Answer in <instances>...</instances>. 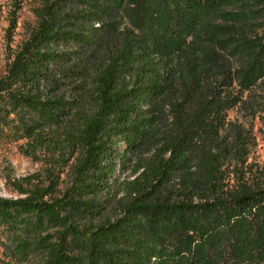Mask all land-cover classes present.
Masks as SVG:
<instances>
[{
    "label": "trees",
    "instance_id": "trees-1",
    "mask_svg": "<svg viewBox=\"0 0 264 264\" xmlns=\"http://www.w3.org/2000/svg\"><path fill=\"white\" fill-rule=\"evenodd\" d=\"M69 1L47 6L0 80L15 106L3 125L18 110L29 142L63 133L80 152L61 197L51 181L0 198L13 259L264 264V169L247 164L245 127L264 125V0H88L60 16Z\"/></svg>",
    "mask_w": 264,
    "mask_h": 264
},
{
    "label": "rangeland",
    "instance_id": "rangeland-1",
    "mask_svg": "<svg viewBox=\"0 0 264 264\" xmlns=\"http://www.w3.org/2000/svg\"><path fill=\"white\" fill-rule=\"evenodd\" d=\"M54 0H0V80L3 79L12 63L14 56L22 45L30 38L43 18L45 9ZM88 0H71L59 9L60 16H67L76 9L85 6ZM129 11H133L131 0H123ZM264 80V79H263ZM49 87H46L47 90ZM63 92V91H61ZM15 109L12 101L5 99L0 103V118L7 110ZM7 125L0 120V198L16 200L22 198L17 193L20 186L24 190L36 191L49 188L55 182L54 197H61L74 184L77 176L75 165L80 152L63 133L43 135L41 141L29 142L23 137L25 119L20 111H12ZM229 121L241 123L239 112L234 109L227 113ZM3 122V121H2ZM251 142L247 164L255 169H264V125L255 118L245 124ZM131 165L115 172L118 182L128 178ZM231 181L230 184H232ZM104 198V197H103ZM106 198V197H105ZM47 200V199H46ZM109 217L112 213H109ZM165 228L170 221L164 220ZM46 234V233H45ZM10 235L0 233V264H18L9 253ZM53 241V239H48ZM164 243L160 247L167 248L175 242L174 234H165ZM77 246L79 241L71 240ZM75 248V247H74ZM41 256H35L29 264H41Z\"/></svg>",
    "mask_w": 264,
    "mask_h": 264
}]
</instances>
